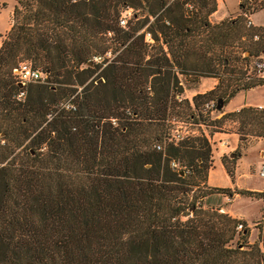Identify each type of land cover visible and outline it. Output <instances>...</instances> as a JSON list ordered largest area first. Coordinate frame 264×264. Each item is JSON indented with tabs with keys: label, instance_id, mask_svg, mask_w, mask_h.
Here are the masks:
<instances>
[{
	"label": "trees",
	"instance_id": "obj_1",
	"mask_svg": "<svg viewBox=\"0 0 264 264\" xmlns=\"http://www.w3.org/2000/svg\"><path fill=\"white\" fill-rule=\"evenodd\" d=\"M185 1L15 0L0 42V264H264V221L248 242L243 219L203 205L213 192L232 194L205 183L208 138H164L174 114L205 126L231 117L264 138L251 105L213 119L202 109L264 85L243 69L264 54V25L239 14L210 23L215 0H193L191 13ZM124 6L142 16L119 25ZM235 40L246 55L230 49ZM21 59L46 77L18 98ZM187 70L218 81L189 100L172 88Z\"/></svg>",
	"mask_w": 264,
	"mask_h": 264
},
{
	"label": "rangeland",
	"instance_id": "obj_2",
	"mask_svg": "<svg viewBox=\"0 0 264 264\" xmlns=\"http://www.w3.org/2000/svg\"><path fill=\"white\" fill-rule=\"evenodd\" d=\"M191 7L188 8V6H186L184 4V2L182 3V7L184 12L186 13H191L193 11H195L197 9V3L193 0H186ZM244 3H246L247 5V9L249 12H253L255 9L261 7L263 5V2H257L255 0H240ZM15 3V0H0V42L3 39L5 33L7 32L10 24H11V14H12V7ZM235 0H228L227 1V5L223 7H221L219 5V11L217 13H208L206 15V20L210 23H215L219 20H215L217 19V15L219 13H221V11L224 10V12H226V16L222 19H228V18H232L233 16H236L240 10L239 5L235 4ZM216 4V1H215ZM129 17L132 16L133 12H136L138 16H142L141 13L142 10L139 7H131ZM126 8V6L121 7V9ZM128 17V18H129ZM255 18H260L261 20H264V7L258 9L255 14H254ZM127 18V20H128ZM151 18V17H149ZM221 20V19H220ZM147 23V21H146ZM146 23L139 29L141 30ZM203 33L199 34L198 36H202ZM199 37V38H200ZM147 41V40H146ZM151 41V38L150 40ZM237 40H235L233 43H235V45L230 48L233 50V52L235 53V55H246V51L243 49V47L241 45H237ZM149 43V42H147ZM163 48L165 49V46L163 45ZM226 49L228 50V48L226 47ZM119 49H117L115 52H117ZM153 50V48L151 47H147V52L151 53V51ZM114 52V54H115ZM112 53L111 52H106L104 54V57H111ZM94 62L99 63L100 60L102 59V57L99 58H92ZM238 62V59L235 61ZM91 64V61L90 63ZM105 64V62H101V64L97 67L96 71L94 72V74ZM42 71V70H41ZM190 70H187V73H179L176 72V76H177V83L175 85H173V89H178L179 87L182 89V93H183V87H190L191 85H195L197 80L199 79V76L192 74L189 72ZM44 72V71H42ZM45 76L43 77V79L41 81H45V77H46V73L44 72ZM216 77V75H215ZM212 81V78L210 77H202L198 83V87L203 88L208 86ZM35 82V81H32ZM32 82H28L25 83L24 85H22L24 93L26 91V88L28 86L29 83ZM148 84V83H147ZM232 87V86H231ZM189 93V92H187ZM250 95L253 98L258 99L261 96H264V90L262 88H255L251 91ZM203 109V108H202ZM223 105L220 106V111L223 110ZM205 110L203 109V112ZM219 111V112H220ZM219 112L212 110L209 111V119H213V118H218L220 116V114H218ZM188 118H185L184 115H172L170 116L167 120L166 123L167 125L171 126V125H176L177 124V120H187ZM249 126L248 124L245 125H241V123L237 120V119H233L231 117H224L221 121L219 122H211V124L206 125V131L208 133L209 136V143H212L210 145V155L213 154V147H215L214 143H216L217 139L220 142L219 144L223 147L224 152L221 155V159L223 157V155H225V158L222 159V161L227 165L230 166L232 165V163L234 162L237 154H240L244 151V153L241 155V163H240V169H238V172H243L245 171V174L243 175H235L236 173L234 172L235 169H232V180L234 181V179L236 180V182H238V184H240V186L244 187V188H258L261 189L262 191L264 190V176H260L257 173V169L260 166L261 163H264V138L261 136H259V138L257 141H253L251 143L252 140H255L257 138V135H255L253 133V131L248 130ZM212 131H222V132H235L237 134L238 137V141H237V145L233 146L232 142H229L227 139H224L223 141H221V139L218 138L217 134H214L213 137H211V134L209 132ZM198 133V132H196ZM195 134V133H194ZM240 138V139H239ZM250 143V144H249ZM218 144V143H217ZM249 144V145H248ZM248 145V146H247ZM247 146V147H246ZM246 147V149H245ZM43 148V147H42ZM262 149L263 150V155H259L258 150ZM17 151V149L14 150L13 153H15ZM229 152H233L234 155H228ZM18 158L16 157V160ZM176 167H180L179 164L176 162ZM181 167H184L183 165ZM209 175V179L211 180V182H215L216 184H227L230 181V178H228V174H225L224 171L222 169L219 168L218 165L215 166L214 169H212L210 171ZM234 178V179H233ZM232 181V182H233ZM198 184L201 185V181L200 179H197ZM196 186L193 187V189H195ZM198 189V188H197ZM237 189H243V188H236L235 186H233V190L231 192H235ZM231 190V189H230ZM264 192V191H263ZM257 193L256 191L254 193H251L250 195H246V194H238V195H232L233 196L231 198V196L228 195H224V194H216V192H213L211 194H209L207 196V198L205 199L203 205L204 206H217V204H226L232 211L234 212H239L241 213L244 218L248 221L249 224H251V222H253L255 219H258V221H264V218H261L262 216H264V193ZM237 193V192H236ZM249 231H248V235L246 236V240L248 242H252L256 239V233H257V228L253 225H251V227H248ZM236 238H234L232 240V245L234 244Z\"/></svg>",
	"mask_w": 264,
	"mask_h": 264
},
{
	"label": "built area",
	"instance_id": "obj_3",
	"mask_svg": "<svg viewBox=\"0 0 264 264\" xmlns=\"http://www.w3.org/2000/svg\"><path fill=\"white\" fill-rule=\"evenodd\" d=\"M172 0H167L166 4ZM184 4L191 7V5L185 1ZM239 5V12L238 14L244 18V23L246 26L253 25L250 19V12L247 9L246 3L238 0ZM131 8L126 7L120 11L118 16V24L124 26L126 23L127 18L129 17ZM253 38H257V35H253ZM144 39L147 42H150V36L148 32L144 33ZM93 58H99V56H94ZM243 69H245V77L254 76L257 78H261L264 80V54H259L257 56L251 57L246 64L243 65ZM13 77L18 84L20 90H18L16 96L22 97L24 94V90L22 85L32 81H41L45 76L44 72L41 71L38 67H35L31 64V62L27 59L18 60L16 65L12 68ZM215 100H207L203 103L202 107L206 111H212L215 109ZM257 112L260 113L261 117L264 118V100L261 102L254 103L251 105ZM198 127H205L206 126L202 122H192L190 119L187 120H177V124L171 125L168 127L167 133L165 135V140L176 142L188 135L194 134L196 132L201 131L208 139V133L203 132ZM154 147L159 149L161 147L160 143H155ZM171 167H176V163L170 161ZM257 173L260 176H264V163H261L257 169ZM219 211H223L222 208H218ZM236 229L241 228V223H237L235 225Z\"/></svg>",
	"mask_w": 264,
	"mask_h": 264
},
{
	"label": "crops",
	"instance_id": "obj_4",
	"mask_svg": "<svg viewBox=\"0 0 264 264\" xmlns=\"http://www.w3.org/2000/svg\"><path fill=\"white\" fill-rule=\"evenodd\" d=\"M215 1H216V8L211 13H217L219 11V5L224 8V6L227 5V1L228 0H215ZM255 1H257V2H263V5L261 7H259V8H257V9H255L252 13L250 12L251 22H252L253 25H264V20H261L260 18H255L254 17L255 12L258 9L264 7V0H255ZM235 2H236L235 4L238 5V0H235ZM225 16H226V12H224V10H223V11H221V13H219L217 15V17H216L217 19H215V20H220V19L224 18ZM202 77H204V76H199V79L197 80V82H196L195 85H191L188 88L183 87V93L181 94V96L187 97L190 100V97L194 93H196V92H203V91H205L207 89H210L218 81V78L215 77V76H205V77L212 78V81H211V83L208 86L203 87V88H200V87H198V83H199V81H200V79ZM255 88H262L264 90V85H257V86H254V87H250V88H246V89H242V90L236 91L235 94L233 96H231L223 104V108L224 109L221 110L218 114L221 115L224 112L237 110L239 107H241L243 105H253L254 103L263 101L264 100V96H261L258 99H256V98H253L250 95L251 91L253 89H255ZM187 92H189V93H187ZM198 128L200 130H203V132H207L205 127H198ZM209 133L210 134L212 133L211 134V137H213L214 134H217L218 138L221 139V141H223L224 139H227L229 142H232L233 143V146H236L237 145L238 137H237V134L235 132L212 131V132H209ZM258 139H261V138H259V136H257V138L255 140H252L251 143L253 141H257ZM219 143L220 142L217 139L216 143H214L215 147H213V154L210 155V158H211V166L207 170L206 179H205L206 185H208V186L228 187L231 190H233V186H235L236 188L247 189V188H244V187L240 186V184H238V182H236V180L234 178H233L234 181L232 180L233 182L230 180L227 184H224V185H222V184H216L215 182H211V180L209 179V175L208 174L210 173V171L212 169L215 168L216 165H218L219 168L222 169L225 174H227L226 171H225L224 165L222 163V159H221V155L224 152V150H223V147ZM209 144L211 145L212 143H209ZM246 147H245V149H246ZM243 153H244V151L242 153H240V154H237L234 162L232 163V169H235L234 172L236 173L235 175H237V176L245 174V171L237 173L238 172V169H240L241 155ZM258 153H259V155H263V150L262 149H259L258 150ZM228 178H229V176H228ZM247 190L257 191V192H263L264 191V190L262 191L261 189H258V188H250V189L248 188ZM216 194H218V193H216ZM232 195L233 196L234 195H238V193L232 192ZM233 196H231V198ZM219 205H220L219 207L222 208L223 211L227 212L231 216H234L236 218L243 219L245 221V224L248 227H251V225H253L256 221H258V219H255L253 222H251V224H249L248 221L244 218V216L241 213L232 211L226 204H223V205L222 204H219ZM261 218H264V216H262Z\"/></svg>",
	"mask_w": 264,
	"mask_h": 264
},
{
	"label": "water",
	"instance_id": "obj_5",
	"mask_svg": "<svg viewBox=\"0 0 264 264\" xmlns=\"http://www.w3.org/2000/svg\"><path fill=\"white\" fill-rule=\"evenodd\" d=\"M87 63H90V61H87ZM216 102H217V103L215 104V108L217 109V108H219V107L221 106V102H220L219 100H216ZM228 155L233 156L234 153H233V152H229ZM180 173H181V172H180Z\"/></svg>",
	"mask_w": 264,
	"mask_h": 264
}]
</instances>
